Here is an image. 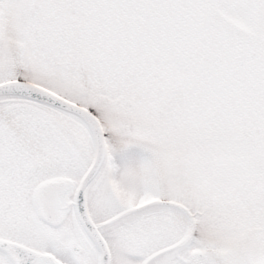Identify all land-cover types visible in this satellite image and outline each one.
Instances as JSON below:
<instances>
[{
	"label": "snow or ice",
	"instance_id": "obj_1",
	"mask_svg": "<svg viewBox=\"0 0 264 264\" xmlns=\"http://www.w3.org/2000/svg\"><path fill=\"white\" fill-rule=\"evenodd\" d=\"M0 264H264V0H0Z\"/></svg>",
	"mask_w": 264,
	"mask_h": 264
}]
</instances>
